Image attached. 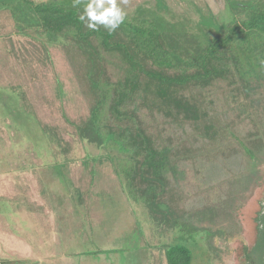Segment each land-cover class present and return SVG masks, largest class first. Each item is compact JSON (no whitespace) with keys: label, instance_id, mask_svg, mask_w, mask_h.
I'll return each mask as SVG.
<instances>
[{"label":"trees","instance_id":"16d2710c","mask_svg":"<svg viewBox=\"0 0 264 264\" xmlns=\"http://www.w3.org/2000/svg\"><path fill=\"white\" fill-rule=\"evenodd\" d=\"M0 2L20 32L61 47L88 109L71 125L104 151L154 225L232 235L235 200L264 163V0H227L223 22L141 5L112 33L87 29L83 6ZM163 246L167 264H192L186 245Z\"/></svg>","mask_w":264,"mask_h":264},{"label":"rangeland","instance_id":"374dc122","mask_svg":"<svg viewBox=\"0 0 264 264\" xmlns=\"http://www.w3.org/2000/svg\"><path fill=\"white\" fill-rule=\"evenodd\" d=\"M160 2L169 19L230 17L227 0H128L124 8ZM19 30L10 10L0 8V264H167L163 244L172 243L190 249L192 264H264V163L235 200L232 235L206 221L201 225H211L213 235L186 237L154 225L127 197L104 151L71 125L88 109L61 47ZM193 202L190 211L201 208Z\"/></svg>","mask_w":264,"mask_h":264},{"label":"clouds","instance_id":"9594fccd","mask_svg":"<svg viewBox=\"0 0 264 264\" xmlns=\"http://www.w3.org/2000/svg\"><path fill=\"white\" fill-rule=\"evenodd\" d=\"M127 3L128 0H73V7L83 4L77 18L87 29L98 31L103 27L112 33L125 23L128 13L124 5Z\"/></svg>","mask_w":264,"mask_h":264},{"label":"flooded vegetation","instance_id":"af4514ba","mask_svg":"<svg viewBox=\"0 0 264 264\" xmlns=\"http://www.w3.org/2000/svg\"><path fill=\"white\" fill-rule=\"evenodd\" d=\"M264 215V214H263ZM253 255L256 257V255H255V253H253ZM248 257H249V255H248ZM250 258V257H249ZM255 261H256V259H255ZM263 261H264V258H263Z\"/></svg>","mask_w":264,"mask_h":264}]
</instances>
